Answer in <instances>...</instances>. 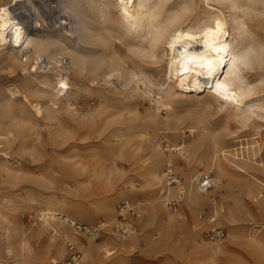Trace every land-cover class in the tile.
<instances>
[{
  "label": "bare ground",
  "instance_id": "bare-ground-1",
  "mask_svg": "<svg viewBox=\"0 0 264 264\" xmlns=\"http://www.w3.org/2000/svg\"><path fill=\"white\" fill-rule=\"evenodd\" d=\"M58 2L68 19L71 16V26L50 35L28 32L22 22L15 21V7L22 8L28 15H31L30 10L35 13L32 0H0V72H13L17 66L22 75L20 83L9 84L0 91V182L2 179L17 181L24 171L3 158H15L14 154L34 156L37 152L34 144L26 139L25 131L31 135L38 133L36 119L32 117H43L45 126L56 137L67 131L64 116L74 129L90 131L100 124L101 133L112 118V115H105L112 102L148 98L151 105L144 117L147 126L139 133L129 123L138 117L135 114L121 119V124L129 123V126L112 130L90 144L79 143L76 138L70 146L75 152L67 157L73 169L70 185L73 196L86 199L92 176L104 185L101 206L86 209L81 216L88 218L101 214L111 221L115 217L114 201L124 200L128 195L125 191L115 190V179L120 171L114 162L112 166L90 165L88 156L81 151L86 148L94 156L103 150L112 157L128 158L131 148L136 146L150 153L147 181L158 188L153 198L145 200L149 202L146 209L149 213L160 207L164 233L185 217L184 213H172L164 205L165 201L158 200L167 197L171 188H176L167 187L163 181L165 166L175 162L186 180L184 211L194 213L209 204L212 214L223 216L232 228L228 240L238 242L235 230L238 221L230 200L235 199L232 194L241 179L249 182L246 185L248 193H255L253 187H256L253 205L264 216V179L254 172L264 169V161L256 159V154L264 149V136L259 133L264 124L255 122L256 118L264 120V0ZM57 6L52 5V11ZM36 16L39 18L38 14ZM55 30L60 32L56 28L50 31ZM75 39L88 49L86 53L77 48ZM117 43L125 47L126 55H120ZM22 47L36 58L66 57L69 76L55 79L40 72L27 75L26 65L19 59ZM161 52L166 55V63L159 83L146 69L157 64ZM71 75L78 80L74 94L69 92ZM85 77L88 85L84 83ZM92 89L96 90V105L93 109L79 110L75 104L78 95ZM20 97L21 102L15 106ZM204 108H213L220 113L222 129L214 128L202 119L198 111ZM26 109L31 116H26ZM12 110L14 115L10 113ZM162 111L166 112L165 116ZM184 123L191 131L188 138L179 142H176L177 138L172 140L173 145L182 144V150L175 154L159 148L158 134L151 129L157 127L164 137H177L184 132ZM245 130L250 133L242 134ZM202 168L214 172L216 192L219 191L215 194L221 199L218 200L211 190L201 192L198 189L196 178L203 174ZM37 175L41 176V173ZM61 197L65 199V196ZM80 199L77 203L82 204ZM29 200L28 203L33 204L34 198L29 197ZM6 202V198L0 201V251L5 264H57L66 250L64 243L67 241L82 249L83 264H124L123 260L116 259L105 262L97 258V254L103 252L104 257L109 258L118 250L123 259L129 257L135 247L149 245V241L143 243L140 240L139 233L128 240L114 239L117 245L112 248V239L98 241L84 232L83 240L78 241L72 222L79 220L66 212L61 202H43V206L32 214L34 223L27 231L20 221L10 216ZM140 217L137 221H142ZM105 225L100 224L104 228ZM205 226L196 219L191 229L193 252L199 257H184L178 241L170 245L169 250L180 261L178 264L215 261L224 244L204 241L199 232ZM261 230H251L240 244L248 251L258 253L264 248ZM43 234L51 239L61 235L65 241L46 245L41 243ZM116 246L117 249L112 250Z\"/></svg>",
  "mask_w": 264,
  "mask_h": 264
},
{
  "label": "rangeland",
  "instance_id": "rangeland-1",
  "mask_svg": "<svg viewBox=\"0 0 264 264\" xmlns=\"http://www.w3.org/2000/svg\"><path fill=\"white\" fill-rule=\"evenodd\" d=\"M35 1H40L41 6L35 4ZM35 7V14L37 13L41 18H45V15L54 16V13L50 10L51 6L56 4L58 5V10L65 13L62 5L58 2V0H32ZM60 4V5H59ZM60 6V7H59ZM67 13V12H66ZM71 20V16H69V21ZM71 26V21L69 22V26H65V28H69ZM63 29V28H61ZM61 29H58L60 32L55 30L54 32L48 31L47 34L54 35L61 33ZM77 44V48L86 53L88 50L80 41L79 39H75ZM117 47L119 48L120 55H126L125 47L121 44L117 43ZM166 63V55L165 53H160V58L157 64L149 65L147 67L148 73H150L155 82H162L163 79V71ZM21 72L19 67L16 66L15 71H1L0 72V91L4 90L7 85L12 83H20L21 80ZM52 77V76H51ZM84 83L88 85V79L85 77ZM77 77L75 75H71V89L69 90L70 93L74 94L76 91V84H77ZM96 90L92 89V91H85L81 92L78 95V100L75 103L79 110L89 109L93 107L97 103V94ZM120 96L121 94L118 93ZM22 97L17 99L15 106L20 103ZM14 103V102H13ZM151 103L148 98L145 99H138L136 101H123V100H116L112 102L105 115H112V118L105 126V129L101 133L99 126H94L92 130L88 131L85 129H74L71 122L67 119L66 116L63 117L64 126L67 129L66 133L64 132L60 136L57 135L53 136L46 125V121L43 117H32L36 119L37 122V132L36 134H32L29 131L26 132V139L32 145L34 144L35 148H37V152L34 156L29 154H25L24 156L20 157L14 154L15 158H3L8 159L10 162H13L14 166L18 165V167L23 168V174L20 179L17 181H9L7 179H2L0 182V201H3L5 198L8 199L6 202L9 205V214L15 220L21 222L24 229L30 231L32 229V225L34 223L32 214L34 215L37 208L43 206V202H54L58 203L61 202L63 204V208L66 212H70L77 217L79 223L87 225L88 227L96 226L97 224L106 223L105 230L109 232H105L103 229L98 237L95 239L101 241L105 238L112 239V245L110 248L117 245L114 239L119 240L116 236H113L112 232L114 226L119 221V206L125 200H129L131 203L137 205L139 210V215L133 218L135 226L137 227V236H139L140 240L143 243L149 241V245L147 247H135L133 251L130 253V256L127 258L120 259V253L118 250L115 254L111 255L109 258L104 257L103 252L98 253L97 258L99 257L103 261H113L116 259L123 260L124 264H178L180 261L177 259L176 254L171 252L169 249L170 245L174 241H178V244L181 248L184 257L194 258L195 256L199 257L198 255L193 252L194 246L190 241L191 237V229L194 226L195 220L197 219L201 223H205L204 229H202L199 234H201V238L209 243L214 242L215 240H210L205 232L209 227V221L207 219V215L212 213V208L209 204L204 205L203 207L196 209L194 213L185 212L184 211V202L177 206V208L170 207L166 205V208H169L172 213H184V218L180 220V223L175 225L171 228L168 232H165L161 229L162 222L160 217V207L147 212V206L149 202L145 201L146 199L153 198L154 194L157 192L158 186H152L150 183L148 184L146 173L148 168L151 164V158L149 150L144 148H131V155L130 157H112L110 153L107 151L100 150L98 152L99 155L92 156V152L88 151L86 148L83 149L81 152L88 156V163L93 165L94 163L99 166L106 165L112 166L113 164L116 165L120 171L118 178L115 179L117 191H125L128 195L126 198L117 199L114 201V219L111 221H107L101 214L96 215H89L90 217L83 218L82 213L86 209H96L101 206V197L104 194L102 191L104 189V185L101 183V180L98 179L96 176L91 177L87 197L86 199L81 200L80 198H75L73 196L71 185V176L73 173V169L70 165V160L67 158L73 155L75 152L71 150V145L77 138V142L90 144L94 143V141L99 140L101 137L108 135L112 130H115L119 127H126L129 126V123L134 125V130L139 133L141 129H144L147 125L145 124L144 117L147 113V108L150 107ZM11 115H14L13 110L10 111ZM26 116H31V112L26 109L25 110ZM137 114L138 117L135 119L134 122H129L128 124H121V119L129 118V116H133ZM163 116L166 115L165 111L161 113ZM198 114L208 122V124L212 125L214 128L222 129L223 119L220 117V113L218 114L215 109L207 108L201 109L198 111ZM185 118L187 115H185ZM259 124H264V120L256 118L255 122ZM256 123V124H257ZM185 123L182 125V127ZM184 131L188 130L186 126H184ZM153 132H157L158 134V144L160 145L159 148L165 150V152H172L170 151V146H173L172 140L179 142L188 137H182L181 133L177 136H166L164 137L163 134L159 133L158 128L154 127L151 129ZM74 131V132H73ZM190 131V130H188ZM260 134L264 136V126H262L259 130ZM191 133V131H190ZM249 134L250 131L245 130L242 134ZM260 138V135H258ZM188 141V140H187ZM177 145H182L176 143ZM2 150V149H1ZM1 153V152H0ZM174 153V152H172ZM178 153V152H177ZM176 154V153H175ZM91 155V156H90ZM0 155V159H1ZM113 159V161H112ZM257 160L264 161V149L260 154H256ZM175 171L182 180L183 184L186 185V180L184 175L181 172L180 167L174 162ZM91 170V168H90ZM210 172L214 176V172L211 170H206L202 168V173ZM257 173L261 178L264 179V169L254 171ZM41 173V176L37 174ZM88 174V173H87ZM253 180L252 178H250ZM131 182V183H130ZM247 182L245 180L239 181L237 187H235V192L232 194V197L235 199L230 200L233 209V215L237 218L236 225V233H238L239 241L244 240L247 234L250 233L252 230L262 229L260 231V235L264 237V227H262V223H264V216L257 211L256 207L253 205V195L256 193V187H253V192L255 193H248L247 191ZM249 183V182H248ZM217 186L211 189V193H219L216 192ZM177 188H171V195L174 196L176 194ZM93 194V195H92ZM217 199H221L218 194H215ZM65 196V199H62ZM29 197L34 198V201L28 203ZM83 201L82 204L77 203L79 201ZM155 200V199H154ZM160 202L165 201V199H158ZM228 207L227 204H224ZM140 217L142 221H137V217ZM203 216V217H202ZM219 226L224 229L226 235L225 239L223 240H216L215 242H220L223 247L216 255L215 261H207L204 264H264V248L259 249V252H251L248 251L243 244L238 242H230L228 237L230 236V226L227 222L223 220V216H217ZM76 238L79 241L83 240L84 234L81 231H76ZM87 236V235H86ZM70 239V238H69ZM128 240V239H127ZM65 239L63 240L60 237L51 239L48 235L43 234L41 237V243L50 244L51 246L57 242L64 243ZM65 251L61 255L59 259V263L64 261L68 255L70 254V250L67 246V242L64 243ZM78 249V248H77ZM80 249V248H79ZM78 249V250H79ZM117 249V246L112 249ZM82 251V249H80ZM83 255V251H82ZM3 260L5 258L2 256ZM11 259H13L11 257ZM10 259V260H11ZM28 262V261H27ZM84 263L83 260L81 262ZM11 264H19L12 262Z\"/></svg>",
  "mask_w": 264,
  "mask_h": 264
},
{
  "label": "built area",
  "instance_id": "built-area-1",
  "mask_svg": "<svg viewBox=\"0 0 264 264\" xmlns=\"http://www.w3.org/2000/svg\"><path fill=\"white\" fill-rule=\"evenodd\" d=\"M35 4L42 5L40 1H35ZM29 6V5H28ZM14 17L15 21H20L24 24L25 29L28 32L44 34L54 28L61 29L65 26H69L68 16L63 12L58 10L56 7L54 11V16L45 15V18H37V13L35 14L33 10H30L31 15L25 14L22 8L15 7ZM52 11V9H51ZM52 11V12H53ZM35 19V20H34ZM33 21V22H32ZM12 47V46H10ZM19 59L26 65L27 75H34L40 73H45L52 76L55 79L66 78L68 75L67 68L69 66V60L66 57L58 56L54 59L47 58L46 56L33 57L30 51L22 47L19 51ZM67 89V88H66ZM190 131L185 130L182 133V137H188ZM170 151L177 153L182 150V145L170 146ZM163 181L168 187H176V194L172 196L171 194H166L165 197L166 205L170 207L177 208L182 202L186 200V187L182 180L178 177L174 165L172 163H167L164 168ZM197 187L201 192L209 191L213 189L216 185V181L213 178L212 173L205 172L196 178ZM139 215V210L137 205L131 203L129 200H125L119 206V221L115 224L113 229V236H116L119 240H127L133 237L137 233V227L133 221V218ZM203 217V216H202ZM209 221V227L205 234L210 240H223L226 233L218 224L217 216L212 213L207 215ZM72 227L78 232H84L88 237L96 239L99 233L104 229L100 224L94 227H88L82 223L72 222ZM67 246L70 250L68 257L57 264H81L83 255L82 251L77 249V247L71 241H67ZM0 264H5L3 258L1 257L0 251Z\"/></svg>",
  "mask_w": 264,
  "mask_h": 264
}]
</instances>
